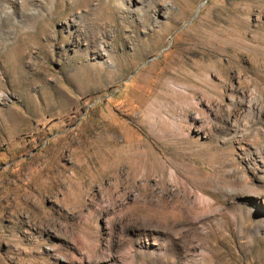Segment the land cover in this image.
Segmentation results:
<instances>
[{"label": "rangeland", "instance_id": "rangeland-1", "mask_svg": "<svg viewBox=\"0 0 264 264\" xmlns=\"http://www.w3.org/2000/svg\"><path fill=\"white\" fill-rule=\"evenodd\" d=\"M11 1L0 264H264V0Z\"/></svg>", "mask_w": 264, "mask_h": 264}, {"label": "bare ground", "instance_id": "bare-ground-1", "mask_svg": "<svg viewBox=\"0 0 264 264\" xmlns=\"http://www.w3.org/2000/svg\"><path fill=\"white\" fill-rule=\"evenodd\" d=\"M87 1L88 0H72V5L71 6H72V8H77L80 5H81V7L83 5L87 6L86 5ZM89 1H91V0H89ZM129 1H132V0H96L97 5H98V9L91 11V8H90L89 10L91 12H93L94 14L95 13H99L101 7H105V5L110 4V3H113V5L118 9V11L120 13L125 14V12H127V11L124 8H125V6L127 4H129L128 3ZM15 5H16V2L15 1H11V0H0V12H3L4 10H6L7 7H13ZM20 7H21L22 12L24 14H26V17L28 18V21L31 24L32 23H36L38 20H42L43 18H45V14L47 12L54 13L55 12V9H56V7L54 8V6H52L51 0H22L21 1V4H20ZM30 8H32L33 10H37V14L36 15H34V14L28 15ZM95 8H97V7H95ZM4 18H2V19H4ZM121 18L124 19L123 17H121ZM6 20H7V18H6ZM2 21H5V19L2 20ZM84 36L86 37V34ZM117 170H120V168L118 167Z\"/></svg>", "mask_w": 264, "mask_h": 264}]
</instances>
